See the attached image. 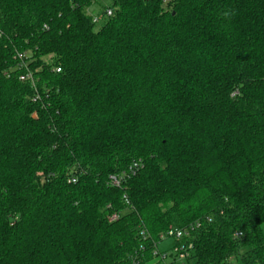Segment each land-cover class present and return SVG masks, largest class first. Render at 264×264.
Listing matches in <instances>:
<instances>
[{
  "label": "trees",
  "instance_id": "1",
  "mask_svg": "<svg viewBox=\"0 0 264 264\" xmlns=\"http://www.w3.org/2000/svg\"><path fill=\"white\" fill-rule=\"evenodd\" d=\"M97 1L0 0V264H264V0Z\"/></svg>",
  "mask_w": 264,
  "mask_h": 264
},
{
  "label": "built area",
  "instance_id": "2",
  "mask_svg": "<svg viewBox=\"0 0 264 264\" xmlns=\"http://www.w3.org/2000/svg\"><path fill=\"white\" fill-rule=\"evenodd\" d=\"M167 1H168V0H164V2H167ZM111 14H112V12L109 10V11L107 12V15L110 16ZM99 21H100L99 18L94 17L93 22H94L95 24H98ZM56 71H57L58 73L61 72L60 69H57ZM21 81H23V82L32 81V77H31L30 74H26V75H24V76L21 77ZM110 180H111V185H112V186H114V187H120V186H121V182H122L121 179H119V178H117V177H114V176H111V177H110ZM71 182H72V183H76L77 180H76V179H73ZM117 219H118V215H113V216L110 218V221H116ZM201 225H202V224H201L200 222H198V223L195 224L194 226H191V227H189V228H185V229H183V228L180 229V228H173V227H171V228L167 231L166 234L161 235L160 240H161V241H164V240H166V239H174V240H176V241H182V240H185V239H186V240H189V239L192 237L193 233H194L196 230H198V229L201 228ZM156 247H157V250H156V252L154 253V255H155V256H156V257L162 262L161 264H171V263L169 262V257H171L172 254L175 255V256L178 255V259H177V260L182 261V260H184V259L187 257V255H188V253H184V252H188V251H192V250H193V244H192V243H189L186 247L175 248V249L173 250V253H172V254L169 253V252H167V251H165V252H161V251L158 250V246H156ZM175 258H177V257H175ZM171 260H172V258H171Z\"/></svg>",
  "mask_w": 264,
  "mask_h": 264
},
{
  "label": "rangeland",
  "instance_id": "3",
  "mask_svg": "<svg viewBox=\"0 0 264 264\" xmlns=\"http://www.w3.org/2000/svg\"><path fill=\"white\" fill-rule=\"evenodd\" d=\"M112 2H113V0H98L97 3L89 10V14H91L93 17H97V18H99V20H101V23L99 26H102L104 24V21L102 19L103 13H104L106 8L111 7ZM174 246H175V240L174 239H166L158 245V250L161 252L167 251L169 253H172V251H173L172 249L174 248ZM171 258L172 257H169V262L171 264H186L180 260L173 262L171 260ZM230 264H242L241 259L240 258H233L231 260Z\"/></svg>",
  "mask_w": 264,
  "mask_h": 264
}]
</instances>
